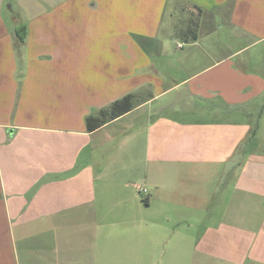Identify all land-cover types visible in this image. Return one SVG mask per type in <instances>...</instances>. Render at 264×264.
<instances>
[{
  "label": "crops",
  "instance_id": "0c3cea01",
  "mask_svg": "<svg viewBox=\"0 0 264 264\" xmlns=\"http://www.w3.org/2000/svg\"><path fill=\"white\" fill-rule=\"evenodd\" d=\"M7 4L0 264H264V0Z\"/></svg>",
  "mask_w": 264,
  "mask_h": 264
},
{
  "label": "trees",
  "instance_id": "16d2710c",
  "mask_svg": "<svg viewBox=\"0 0 264 264\" xmlns=\"http://www.w3.org/2000/svg\"><path fill=\"white\" fill-rule=\"evenodd\" d=\"M195 22H196V19H192L190 22L191 25H189L188 29L186 30L191 31L193 29L192 24ZM20 38L21 39L24 38L22 34L20 35ZM193 38L195 39L196 36L195 35L192 36V39ZM135 103H136V95L134 93H128L116 99L109 105L94 110L86 117V125H87L88 131H94L97 128L103 126L104 124L129 112L131 109H133V107L135 106Z\"/></svg>",
  "mask_w": 264,
  "mask_h": 264
},
{
  "label": "rangeland",
  "instance_id": "374dc122",
  "mask_svg": "<svg viewBox=\"0 0 264 264\" xmlns=\"http://www.w3.org/2000/svg\"><path fill=\"white\" fill-rule=\"evenodd\" d=\"M16 2V4L14 3ZM13 4V9H14V12H15V15H18L17 13L18 12H22L23 14H25V11L22 10L24 9V7H22V5H19L17 4V0H8V4L6 5L5 7V14H9L11 11H10V5ZM18 10H17V9ZM22 8V9H21ZM21 9V11L19 10ZM191 10L189 7H187L185 4L182 5V9H180L177 13V16L174 18V20H171V25L173 23V21L175 22V24L177 23L179 26H183L184 28L188 27V23L191 22L192 19H197V14L195 15H191L190 14ZM191 15V16H190ZM168 21V19L166 20V22ZM143 187L145 188L144 186H140L139 189ZM141 191V189H140ZM153 210H150V212H152ZM169 235V234H168ZM163 262V261H162Z\"/></svg>",
  "mask_w": 264,
  "mask_h": 264
},
{
  "label": "built area",
  "instance_id": "2783aa9c",
  "mask_svg": "<svg viewBox=\"0 0 264 264\" xmlns=\"http://www.w3.org/2000/svg\"><path fill=\"white\" fill-rule=\"evenodd\" d=\"M140 189H141V191H143V192H146V191H147V189H146V188H143V187H141Z\"/></svg>",
  "mask_w": 264,
  "mask_h": 264
}]
</instances>
